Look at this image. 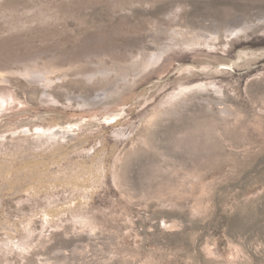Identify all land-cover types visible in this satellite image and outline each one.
<instances>
[{
  "label": "rangeland",
  "instance_id": "rangeland-1",
  "mask_svg": "<svg viewBox=\"0 0 264 264\" xmlns=\"http://www.w3.org/2000/svg\"><path fill=\"white\" fill-rule=\"evenodd\" d=\"M0 264H264V0H0Z\"/></svg>",
  "mask_w": 264,
  "mask_h": 264
},
{
  "label": "bare ground",
  "instance_id": "bare-ground-1",
  "mask_svg": "<svg viewBox=\"0 0 264 264\" xmlns=\"http://www.w3.org/2000/svg\"><path fill=\"white\" fill-rule=\"evenodd\" d=\"M232 26V25H231ZM203 37H205V38H209V35L208 34H206V33H202V32H193V33H191L190 35H188V36H185V37H182V38H180V39H177V43H179V41L181 40V39H183V43L184 44H186L187 46H193V45H195V44H197L198 43V41L200 40V39H202ZM174 40H176V38L174 39ZM176 42V41H175ZM167 47V46H166ZM144 54L142 53V55L141 56H138V57H136V58H134L133 59V61L131 62V64H130V66L129 67H131L134 71V73H139L138 71L140 70V68H141V66H143V64L144 63H146V58H144ZM154 56H156V57H153L152 59H154V63H156L157 61H158V58H159V56H160V54H156V55H154ZM152 59L151 60H149L147 63H146V66L148 65V64H150V62H152ZM145 66V65H144ZM145 66V67H146ZM34 72V71H33ZM38 72L36 71V73H31V74H29L30 75V77L32 78V80H37V81H40V80H42V76H40L39 74H37ZM41 73V72H40ZM131 73H132V71H131ZM134 75H136V74H134ZM195 87H197V86H193V87H182V89H180V91H179V93H176V94H173L174 96L173 97H171L170 98V100L164 105L168 110H170L171 111V109H172V106L174 107L175 105H176V103H173V101H172V99L174 98V97H181V98H184L185 97V95L187 94V91L188 90H194V88ZM182 100H184V99H182ZM185 101V100H184ZM170 104V105H169ZM174 110V109H173ZM169 114H170V112H169ZM52 130V129H51ZM56 135V134H55Z\"/></svg>",
  "mask_w": 264,
  "mask_h": 264
}]
</instances>
